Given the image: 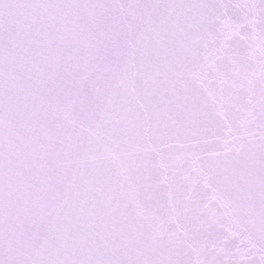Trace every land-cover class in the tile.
Returning <instances> with one entry per match:
<instances>
[{"label":"snow or ice","instance_id":"1","mask_svg":"<svg viewBox=\"0 0 264 264\" xmlns=\"http://www.w3.org/2000/svg\"><path fill=\"white\" fill-rule=\"evenodd\" d=\"M0 264H264V0H0Z\"/></svg>","mask_w":264,"mask_h":264}]
</instances>
